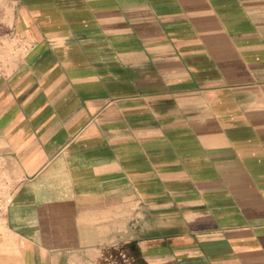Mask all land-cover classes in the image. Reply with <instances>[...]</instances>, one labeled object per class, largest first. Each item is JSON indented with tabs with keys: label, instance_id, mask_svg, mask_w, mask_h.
<instances>
[{
	"label": "crops",
	"instance_id": "obj_1",
	"mask_svg": "<svg viewBox=\"0 0 264 264\" xmlns=\"http://www.w3.org/2000/svg\"><path fill=\"white\" fill-rule=\"evenodd\" d=\"M0 157V264H264V0H0Z\"/></svg>",
	"mask_w": 264,
	"mask_h": 264
},
{
	"label": "built area",
	"instance_id": "obj_2",
	"mask_svg": "<svg viewBox=\"0 0 264 264\" xmlns=\"http://www.w3.org/2000/svg\"><path fill=\"white\" fill-rule=\"evenodd\" d=\"M14 179L9 172V165L0 157V227L6 225L8 209L13 201Z\"/></svg>",
	"mask_w": 264,
	"mask_h": 264
},
{
	"label": "rangeland",
	"instance_id": "obj_3",
	"mask_svg": "<svg viewBox=\"0 0 264 264\" xmlns=\"http://www.w3.org/2000/svg\"><path fill=\"white\" fill-rule=\"evenodd\" d=\"M14 188H16V187L14 186ZM0 259H2V258L0 257ZM3 259H4V258H3ZM10 260H12V261H13L14 259H10Z\"/></svg>",
	"mask_w": 264,
	"mask_h": 264
}]
</instances>
